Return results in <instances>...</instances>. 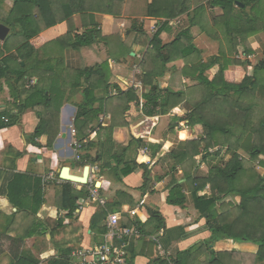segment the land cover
Returning a JSON list of instances; mask_svg holds the SVG:
<instances>
[{"label":"crops","instance_id":"1","mask_svg":"<svg viewBox=\"0 0 264 264\" xmlns=\"http://www.w3.org/2000/svg\"><path fill=\"white\" fill-rule=\"evenodd\" d=\"M188 1L191 11L204 6L209 18L222 14L219 8L209 7L211 0ZM152 2L153 0H125L119 16L101 13H90L86 16L74 15L70 25L75 33L82 34L86 28L98 24L103 30V36L107 38L106 41H99L91 47H84L80 50L66 49L60 54L55 46L56 50L53 53L52 47L48 45L63 36L69 24L64 22L47 28L32 41L35 47L40 49L38 57L41 67L30 73L31 78L25 77L17 85L13 74L0 78V125L3 121L8 122V115L18 113V106L29 96V91L33 87L50 89L56 101L55 107L52 108L54 114L51 118L45 116L42 108L37 107L26 110L21 115L19 124L7 128L0 127V261L3 258L8 261L14 260L18 256L31 253L41 260L40 264H49L50 259L58 257L59 250L50 242V234L19 241L34 224H37L33 216L31 217L37 205V197L34 196L38 186L36 181L38 179L43 181V178L49 174H54L56 180H59L50 183L42 182L44 204L36 213L37 220L42 221L49 229L55 230L59 219L66 215V212L60 209L61 187L67 183L60 176L62 169L70 166L71 174L82 176L86 166L90 167L91 173L92 168L107 164L103 172L99 169L98 173L93 175V181L99 187L100 197L104 198L106 203L101 205L99 202H88V198L80 200L75 218H65V227L56 233L57 241H61L65 247L74 248L73 264H78L74 256L77 251L97 250L105 242L103 237L101 243L97 244L94 241L95 232L91 230L92 219L101 209H108L111 212L107 220L99 226L100 228L107 224L110 215L118 214L121 218L120 226L135 228L140 232V237L126 236L114 242L118 247L124 245L127 253L125 264H155L160 258H165L173 264L170 258H177L178 253L190 249L193 250V256L188 264H262L256 261L259 247L255 244L227 238L211 243L213 231L207 226L206 219L200 218L194 207L192 187L185 177L183 168L177 166L174 171L172 170L175 161L168 153L180 149L192 138L201 136L199 129L191 127L187 120L179 122L176 132L166 135L174 117H183L192 109L193 105L189 101L185 100L166 115L159 114L153 117L143 115L134 122V137L143 143L136 159L138 163L148 164L150 167L149 181L146 186L145 172L141 168L123 178H119L116 174L117 160L107 155L110 143H107L108 138L103 129L110 126L112 117L106 112L99 114L98 119L93 122L94 129L85 140L90 145L86 151L83 149L79 151L80 160H76L77 152L74 143L77 138L74 122L78 105L83 101L87 77L85 75L77 77L71 72L107 64L105 74L109 78V85L118 87L124 92L133 88L139 89L141 93H148L151 88L143 85L139 68L146 46L143 44L144 41L141 42L142 39H138L136 30L143 27L148 35L150 27L155 26V33L160 25L166 22L165 19L147 16V7ZM0 6L4 10L3 13L7 8L10 11L13 0H6ZM182 17L185 18L186 15ZM168 23L169 28L164 30L160 37L164 43L173 41L181 31L178 28L180 21L175 19ZM211 31L213 34L209 36L199 27L192 29L194 44L201 51L203 62L218 55L220 48L221 34L218 38V34L212 29ZM45 46L49 48L48 51L41 49ZM248 46L253 49L252 54L246 55V47L243 45L237 50L238 52L243 50L246 60L251 63L247 73L252 75L253 67L257 64L253 63V59L264 55V33L249 38ZM167 67L168 70L164 76L157 80L161 89L170 86L173 74L178 75L177 72L184 67V62L183 60L172 62ZM177 69L178 71L174 72ZM218 70L219 66H215L208 71L207 75L213 78ZM67 71L71 75H68ZM230 71L234 73L235 82H241V72L235 71L234 66H230ZM181 83L183 91H189L190 88L196 86V82L183 76L177 80L176 87H180L177 91L181 90ZM117 93V89L112 88L109 91V95ZM103 94V89L96 91L98 98ZM194 98L195 96H192V99ZM58 107H60L59 113H55ZM96 107H99V104ZM43 123L46 126V134L34 138L37 126ZM185 123L188 126H183ZM58 131L54 144L49 146L47 144L49 135ZM182 134H186V137L183 138ZM132 138L128 128H115L112 135L115 148L113 154H122ZM156 144L162 147L156 158L152 159L150 154H146L144 150L148 148L151 153V146ZM86 155L92 158H87ZM81 156L84 159H81ZM101 156L103 158L99 161ZM222 158L228 157L215 156V152L203 151L195 159L199 164V172L208 174L209 169L218 165ZM93 159L98 162L94 164ZM262 170L257 169L261 175H264ZM16 174H26L23 185L14 192V197L16 196L17 201L26 208V211L21 213L11 202L8 193L10 181ZM173 181H178L182 185L186 197L185 206H172L167 203L169 188ZM74 185L78 190L82 188L81 185ZM198 195L211 198L210 186L199 191ZM224 202L238 206L241 203V196L232 195L220 202L216 208L219 214L221 213L220 206ZM107 206L110 207L107 208ZM154 212H158L164 220L163 228L158 231L154 230L157 225L155 219L152 218ZM143 226L145 232L142 230Z\"/></svg>","mask_w":264,"mask_h":264},{"label":"trees","instance_id":"2","mask_svg":"<svg viewBox=\"0 0 264 264\" xmlns=\"http://www.w3.org/2000/svg\"><path fill=\"white\" fill-rule=\"evenodd\" d=\"M5 1L0 0V4ZM124 2L125 0H13L12 8L4 14L0 6V25L3 24L10 29L5 41H0V78L13 74L17 85L20 80L30 77V73L39 69L40 49H37L32 41L43 30L58 24L67 22L69 28L63 36L48 45L52 47L53 53L56 47L61 54L66 49L80 50L91 47L99 41H106L107 38L103 36V30L98 24H93L82 34H77L70 25L71 20L76 14L86 16L90 13H101L119 16ZM209 7L219 8L222 14L209 19L204 6L191 11L188 0H153L148 5V17L166 20L153 36L147 37V42L143 43L146 51L139 68L143 85L151 88L148 93H141L139 89L133 88L124 92L118 87L109 85V78L105 74L107 64L72 71L71 73L77 77L84 75L87 77L83 101L78 105L74 122L76 138L86 151L90 144L85 143V140L94 129L93 122L103 112L110 114L111 124L103 130L108 138L107 143H110L107 155L117 160L116 174L119 178H123L141 168L145 172L146 186L150 167L148 164L138 163L136 159L143 143L134 137V122L143 115L148 117L166 115L185 100L189 101L193 105L192 109L183 117H174L166 135L176 132L179 122L187 120L191 127L199 129L201 136L192 138L180 149L168 153L175 161L172 170L174 171L177 166L183 168L185 177L192 187L194 207L200 218L206 219L207 226L213 231L211 243L227 238L255 244L259 247L256 261L264 264V175L255 169L256 165L264 168V57L253 67L252 75L247 73L251 63L237 57V49L241 45L246 47V55L252 54L253 49L248 46L249 38L264 33V0H211ZM183 15L187 18V28L182 29L173 41L164 43L160 37L162 32L169 28L168 22ZM194 27H199L209 36L213 34L211 29L218 34V38L221 34L218 55L206 62L202 61L201 51L194 44L192 35ZM136 31L140 35L146 34L143 27ZM41 49L48 51L49 48L45 46ZM179 60H183L184 67L177 72L178 75L173 74L168 88L161 89L157 83L158 78L164 76L170 63ZM215 66H219V70L213 78H210L207 73ZM230 66H234L235 71L241 72V82H235ZM176 71L178 69L174 72ZM67 72L71 75L69 71ZM183 76L196 82V86L189 91H183L181 83V90H175L177 80ZM112 88L118 90L116 95H109ZM100 89H103L104 94L98 98L96 91ZM29 93L25 101L18 106V113L8 115V122L3 121L0 127L7 128L19 124L20 117L26 110L37 107L42 108L45 116L51 118L54 114L52 108L56 104L52 91L37 86ZM192 96L195 98L192 99ZM97 104L99 107H96ZM59 108L55 113H59ZM119 127L128 128L133 138L123 149L122 154L114 155L112 135L115 128ZM58 133L59 131L49 135L47 143L49 146L54 144ZM44 134H46V126L44 123L39 124L33 136L35 138ZM182 137L185 138L186 134H182ZM161 147L159 144L151 146L152 159L156 158ZM210 149H217L215 156L228 158H222L218 165L209 169L208 174H202L199 172V164L195 158L203 151L209 152ZM86 157L92 158L89 155ZM102 158L101 156L99 161ZM81 159L84 157L81 156ZM93 161L94 164L98 162L95 159ZM106 167L107 164H102L99 169L103 172ZM25 178L26 174L14 175L8 189L9 198L19 213L26 211V208L17 201L14 192L23 185ZM36 182L38 186L34 196L37 197V205L31 217L33 216L37 224L18 240L24 241L26 238L50 234V242L59 250V255L50 259L49 264H73L74 248L65 247L61 241H57L56 233L65 227V218H75L79 201L89 197V185L82 186L80 190L70 182L62 185L60 209L65 211L66 215L59 219L56 229L51 230L36 218L38 209L44 204L43 181L38 179ZM207 186H210L211 198L199 196L198 192ZM232 195H240L241 203L234 206L232 203L224 202L220 206L219 214L216 209L218 204ZM167 203L172 206H185V193L178 181L172 182ZM110 212L108 209H101L92 219L91 230L95 232L94 241L97 244L101 243L107 233L105 224L101 228L99 226L107 220ZM152 218L157 222L154 230H161L164 226L161 215L154 212ZM142 230L145 232L144 226ZM192 256L193 250H186L178 253L177 258H170V262L188 264ZM40 262L39 258L29 253L10 261L3 258L0 264H40ZM155 264L170 263L167 259L160 258Z\"/></svg>","mask_w":264,"mask_h":264},{"label":"built area","instance_id":"3","mask_svg":"<svg viewBox=\"0 0 264 264\" xmlns=\"http://www.w3.org/2000/svg\"><path fill=\"white\" fill-rule=\"evenodd\" d=\"M142 107V104H141ZM183 126H188L187 123H185ZM86 143V141H85ZM82 143L79 141H75L74 147L77 152L76 160H80L79 151H81ZM211 153L217 151V150H209ZM144 152L146 154H150V151L148 148H145ZM262 169V167H259L258 170ZM264 169V168H263ZM99 168L94 167L91 170V173L89 175V182L87 185H89V197L88 202H99L101 205H104L106 203V200L104 198L100 197L99 194V187H97V184L93 181V175L98 173ZM52 181H59L56 180V177L54 174H49L46 177L43 178V183H50ZM81 209V208H80ZM120 220L118 214L110 215L106 224L107 227V233L104 235L105 242L98 247L97 250H79L77 251L74 256L78 260V264H109V263H115V264H125L126 262V250L124 245L118 247L114 244L115 241H120L126 236H136L140 237V232L136 230L135 228H127L120 226Z\"/></svg>","mask_w":264,"mask_h":264},{"label":"water","instance_id":"4","mask_svg":"<svg viewBox=\"0 0 264 264\" xmlns=\"http://www.w3.org/2000/svg\"><path fill=\"white\" fill-rule=\"evenodd\" d=\"M243 6V5H242ZM10 32V29L6 27L5 25H0V41H5L8 34ZM89 175H90V167L86 166L82 176H76L70 173V166H66L61 171V178L66 181L70 182L76 185L86 186L89 182Z\"/></svg>","mask_w":264,"mask_h":264},{"label":"rangeland","instance_id":"5","mask_svg":"<svg viewBox=\"0 0 264 264\" xmlns=\"http://www.w3.org/2000/svg\"><path fill=\"white\" fill-rule=\"evenodd\" d=\"M7 9H8V8H7ZM7 9H6V11H8ZM6 11H5V13H7ZM3 12H4V10L2 9V13H3ZM3 14H4V13H3ZM180 18H183V17L181 16V17H179V18L176 19V20L180 21V24H179V27H178V28L181 29V30L184 29L185 27L187 28V18H186V17L183 18V19H185L184 22H183V19H180ZM209 19H212V17L209 18ZM150 28H151L152 30L150 29V30L148 31V33H149L148 35H147V34L140 35V34L136 31V35H137V37H139L140 39H142L141 42H142V41L147 42V37L151 38V37L153 36L154 31H155V26H154V27H150ZM144 32H147V31H144ZM197 32H198V31H197ZM123 34H124V33H123ZM140 39H139V40H140ZM219 47H220V46H219ZM218 51H219V50H218ZM240 53H241V54H240ZM237 57H239V59H241V60H243V61L246 59V57L243 55V50H241L240 52H238ZM263 57H264V55H259L258 58L256 57L257 59H256V58L253 59V63H254V64L258 63ZM255 59H256V60H255ZM209 74H210V73H209ZM178 88L180 89V87H175L176 90H177ZM216 150H217V149H216ZM244 155H246V154L244 153ZM256 168L259 169V166L256 165V166H255V169H256ZM257 169H256V170H257ZM260 170H262V169L260 168ZM263 171H264V170H262V172H263ZM262 172H261V173H262Z\"/></svg>","mask_w":264,"mask_h":264}]
</instances>
